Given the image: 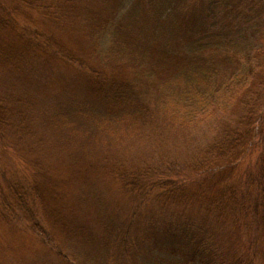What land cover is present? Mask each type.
Segmentation results:
<instances>
[{
  "label": "rangeland",
  "instance_id": "1",
  "mask_svg": "<svg viewBox=\"0 0 264 264\" xmlns=\"http://www.w3.org/2000/svg\"><path fill=\"white\" fill-rule=\"evenodd\" d=\"M262 124L264 0H0V264H264Z\"/></svg>",
  "mask_w": 264,
  "mask_h": 264
},
{
  "label": "trees",
  "instance_id": "2",
  "mask_svg": "<svg viewBox=\"0 0 264 264\" xmlns=\"http://www.w3.org/2000/svg\"><path fill=\"white\" fill-rule=\"evenodd\" d=\"M261 126H264V124H262ZM259 130L260 132H256V133L257 136L261 138L262 137L261 128H259ZM241 141L242 140H240L239 142ZM243 144L244 141L240 144L241 147L243 146ZM245 147L246 148L244 149V152L249 151L248 150L249 146L246 145ZM250 155H252V153L249 151V154L247 156ZM258 163L264 164V152L256 153V163H255L256 168H258L257 167ZM261 168L258 169L260 170ZM205 169L206 171L202 174L198 172L195 174L193 173L191 175L182 174V173L179 174L175 172H160L158 175L161 177H158L157 175H155L157 173H155L148 177V181L151 184H153V182L155 181H158V183L161 184H169L170 182V185H179L181 188L189 190L193 197H196L197 199L203 197L204 198L203 200H205L208 203V205L210 206L216 205L219 209L222 210L223 208L227 207V203L229 201H232V199H234V196L238 190H235L234 186L233 187L230 186L231 184L228 183L229 181L227 175H222V172L219 173L217 167L212 169L209 168L208 169L205 168ZM263 170L264 169L258 171L257 173V179H259L257 181V186L259 188L258 190L261 196L262 195L264 196ZM196 174L199 175L196 176ZM184 193L185 194L183 198L189 199V195L186 192ZM240 203L244 204V202L242 201ZM255 210L258 212L257 207L255 208ZM180 225H181L180 223L178 224L170 223L167 225L166 230L168 231V233L171 234V237H174L177 232L179 233L182 232ZM186 235L188 242L187 244L193 246L192 249L187 250L190 252L189 258H186L187 262L195 261L196 263L199 264H208V263L213 264L214 263L213 260L218 259L216 252H214L210 248V245L207 242H204L203 240L200 239L199 234H197L195 231H191V232H186Z\"/></svg>",
  "mask_w": 264,
  "mask_h": 264
}]
</instances>
